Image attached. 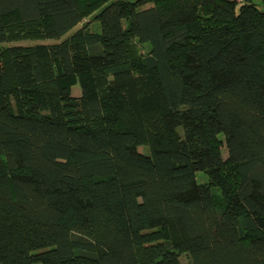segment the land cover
<instances>
[{
	"label": "trees",
	"instance_id": "obj_1",
	"mask_svg": "<svg viewBox=\"0 0 264 264\" xmlns=\"http://www.w3.org/2000/svg\"><path fill=\"white\" fill-rule=\"evenodd\" d=\"M181 254L264 264V0H0V264Z\"/></svg>",
	"mask_w": 264,
	"mask_h": 264
},
{
	"label": "rangeland",
	"instance_id": "obj_2",
	"mask_svg": "<svg viewBox=\"0 0 264 264\" xmlns=\"http://www.w3.org/2000/svg\"><path fill=\"white\" fill-rule=\"evenodd\" d=\"M87 23V28L89 30L92 31H96L98 30V24L96 21L93 20L92 16H88L86 19L83 20V22ZM80 26V25H79ZM37 43H42L40 40H32V39H25V40H21V41H15V42H11V44H37ZM148 50V45L144 44V45H138V52L140 54H145ZM81 90L78 84H75L71 87V93L72 95L78 96L80 94ZM219 138L222 140V136L219 135ZM140 149H142L141 146H139ZM144 150V148H143ZM221 151L224 157H226V148L224 143L221 145ZM196 178L198 181H205L207 179L206 175L201 172V171H197L196 172ZM216 200H220V192L219 189L217 188H213L212 189ZM180 261L182 262V264H187L188 263V257L186 254H181L179 256Z\"/></svg>",
	"mask_w": 264,
	"mask_h": 264
}]
</instances>
